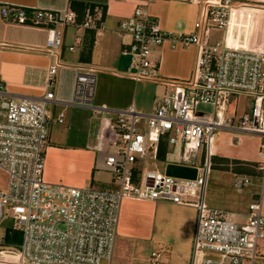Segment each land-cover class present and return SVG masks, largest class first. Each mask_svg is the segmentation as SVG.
Returning <instances> with one entry per match:
<instances>
[{
	"label": "built area",
	"instance_id": "built-area-1",
	"mask_svg": "<svg viewBox=\"0 0 264 264\" xmlns=\"http://www.w3.org/2000/svg\"><path fill=\"white\" fill-rule=\"evenodd\" d=\"M237 1L203 0L192 32L164 29L143 4L119 21V33L130 38L122 50L130 58L125 76L133 80L160 79L159 63L153 60L154 48L166 42L197 48L192 76L166 80L167 91L150 113L134 105L125 109L97 106L94 67L79 69L71 101L57 100L52 91L59 60L48 68V90L41 96L14 95L0 78V168L9 177L7 187L0 189V264L7 260L16 264L111 262L125 198L165 199L195 206L197 227L191 264H256L259 241L264 238L263 195L249 204L244 215L211 206L207 201L217 131L264 137V50L234 45L226 38L210 40L212 30L228 31L233 10L250 6ZM0 13L17 24L45 28L51 57L64 44L65 28L102 27L91 8H87L81 22L68 8L45 10L4 4ZM81 43L77 35L69 49ZM235 94L253 98L250 109L239 117L228 114L230 98ZM54 102L89 108L100 116L115 115L109 117L107 128L113 151L104 163L117 181L115 188L74 187L45 180L46 150L54 122L50 104ZM201 104L212 106V110H200ZM63 120L64 114L60 113L57 121ZM164 144L167 155L170 149L179 150L178 161L167 159L165 164L196 167V178L167 175L165 168L162 172L142 168L144 161L155 165L159 162ZM261 148L264 155V141ZM251 184L249 175L234 178L238 190ZM6 220L13 225L3 228ZM15 231L21 232L18 245L8 242ZM150 264H166L164 252L152 251Z\"/></svg>",
	"mask_w": 264,
	"mask_h": 264
},
{
	"label": "crops",
	"instance_id": "crops-1",
	"mask_svg": "<svg viewBox=\"0 0 264 264\" xmlns=\"http://www.w3.org/2000/svg\"><path fill=\"white\" fill-rule=\"evenodd\" d=\"M202 1L0 0V9L4 4L45 10L68 8L77 14L80 22L84 20L87 8H91L94 17L102 23L98 29L65 28L64 44L58 54L51 57L47 52L48 32L45 28L17 24L0 13V78L14 95L41 96L48 90L47 70L59 60L61 65L52 91L57 100L71 101L79 69L94 67V103L97 106L125 109L134 105L139 111L150 113L167 91L166 80L189 79L192 76L197 48L173 46L166 42L153 51V60L159 63L160 79L133 80L125 76L129 71L130 58L123 55L122 50L130 38L119 33V21L130 17L135 8L143 4L149 14L158 18L164 29L192 32L199 19ZM237 2L250 6L244 7L245 10H233L228 31L212 30L211 42L226 38L234 45L264 50V0ZM77 35L82 38V43L70 50L69 46L75 43ZM122 57L127 58L126 71L119 70L124 67ZM50 111L54 122L46 150L45 180L74 187L115 188L117 181L114 175L104 168L106 157L113 151L107 132L109 117L114 118L115 115L108 113L100 116L89 108L56 102L50 104ZM60 113L64 114L63 122L57 121ZM215 145L217 155L219 148ZM227 146L224 139L220 150L224 152ZM167 156L166 153V160ZM262 160L263 168L264 158ZM165 161H160L163 162V170ZM236 174L233 172L234 178ZM249 176L253 187L239 191L249 196L247 210L228 211L244 215L251 202L261 195L264 197V177L259 188L255 180L259 181L261 177L256 174ZM196 227L195 206L165 199L125 198L120 207L114 255L111 262L106 260V264H150L154 250L164 252L166 264H191Z\"/></svg>",
	"mask_w": 264,
	"mask_h": 264
},
{
	"label": "rangeland",
	"instance_id": "rangeland-1",
	"mask_svg": "<svg viewBox=\"0 0 264 264\" xmlns=\"http://www.w3.org/2000/svg\"><path fill=\"white\" fill-rule=\"evenodd\" d=\"M216 42V41H215ZM124 61V67H120V71H126L128 68L127 58L122 57L121 62ZM253 98L246 94H235L230 98L228 106V114L239 117L244 112L250 109ZM200 110L211 111L212 106L203 105L199 106ZM227 140V148L224 152L220 149L223 146V140ZM264 141V137L256 134H248L240 131H230L220 129L216 133V141L218 150H216L217 155L213 157V167L208 183V193L207 201L211 206L218 208L239 211L240 209L247 210V199L248 195L240 193L234 186L233 172L238 174H247L254 176L255 174L260 176L258 179L259 188L262 185L264 170L262 168L261 158H264L262 153L261 144ZM214 144V145H215ZM216 146V145H215ZM172 151V152H171ZM171 154H168V160L178 161L179 150L170 149ZM159 162L155 165L153 161H144L142 166L143 169H158L163 171V162ZM162 163V164H161ZM251 177V176H250ZM8 174L5 170L0 168V189H4L8 185ZM253 185V184H252ZM250 186L251 188L253 186ZM249 188V187H248ZM246 189V188H244ZM259 190V189H258ZM261 192V189H260ZM243 202L245 204H243ZM243 204V205H242ZM246 205V206H245ZM263 208H264V197H263ZM244 217V216H243ZM244 219V218H242ZM13 222L11 220H6L2 226H12ZM21 240V232L15 231L12 238H9L8 242L18 245ZM0 255V260H3ZM107 261L103 260L101 264H106ZM3 264H16L14 260H7ZM256 264H264V238L259 241L257 260Z\"/></svg>",
	"mask_w": 264,
	"mask_h": 264
},
{
	"label": "water",
	"instance_id": "water-1",
	"mask_svg": "<svg viewBox=\"0 0 264 264\" xmlns=\"http://www.w3.org/2000/svg\"><path fill=\"white\" fill-rule=\"evenodd\" d=\"M165 172L167 175L185 178H196L197 168L192 166H186L177 163H167L165 166Z\"/></svg>",
	"mask_w": 264,
	"mask_h": 264
},
{
	"label": "trees",
	"instance_id": "trees-1",
	"mask_svg": "<svg viewBox=\"0 0 264 264\" xmlns=\"http://www.w3.org/2000/svg\"><path fill=\"white\" fill-rule=\"evenodd\" d=\"M166 152H167V148L165 145H163L160 149V152H159V159L161 161H165L166 160ZM13 236H10L9 238H12ZM8 238V240H9Z\"/></svg>",
	"mask_w": 264,
	"mask_h": 264
}]
</instances>
